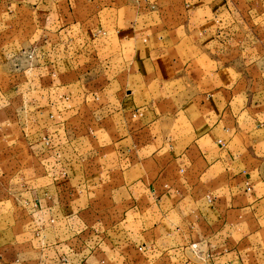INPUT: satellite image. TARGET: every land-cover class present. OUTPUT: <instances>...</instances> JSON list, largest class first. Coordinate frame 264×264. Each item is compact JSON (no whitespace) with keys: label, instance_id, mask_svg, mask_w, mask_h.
<instances>
[{"label":"crops","instance_id":"0c3cea01","mask_svg":"<svg viewBox=\"0 0 264 264\" xmlns=\"http://www.w3.org/2000/svg\"><path fill=\"white\" fill-rule=\"evenodd\" d=\"M0 264H264V0H0Z\"/></svg>","mask_w":264,"mask_h":264},{"label":"rangeland","instance_id":"374dc122","mask_svg":"<svg viewBox=\"0 0 264 264\" xmlns=\"http://www.w3.org/2000/svg\"><path fill=\"white\" fill-rule=\"evenodd\" d=\"M119 1H121V2H122V1H123V2H124V1H125V2H127V1H128V2H131V1H134V0H119Z\"/></svg>","mask_w":264,"mask_h":264},{"label":"built area","instance_id":"2783aa9c","mask_svg":"<svg viewBox=\"0 0 264 264\" xmlns=\"http://www.w3.org/2000/svg\"><path fill=\"white\" fill-rule=\"evenodd\" d=\"M193 247H196V244H194Z\"/></svg>","mask_w":264,"mask_h":264}]
</instances>
